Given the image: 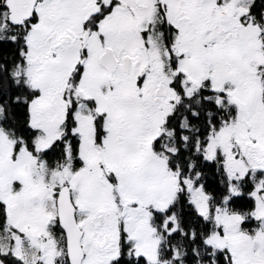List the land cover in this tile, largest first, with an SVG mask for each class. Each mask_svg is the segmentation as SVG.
<instances>
[{
  "label": "snow or ice",
  "instance_id": "6c2138e0",
  "mask_svg": "<svg viewBox=\"0 0 264 264\" xmlns=\"http://www.w3.org/2000/svg\"><path fill=\"white\" fill-rule=\"evenodd\" d=\"M0 264H264V0H0Z\"/></svg>",
  "mask_w": 264,
  "mask_h": 264
}]
</instances>
